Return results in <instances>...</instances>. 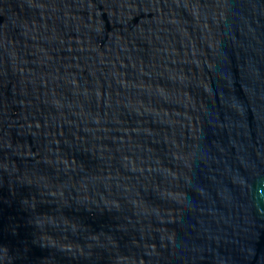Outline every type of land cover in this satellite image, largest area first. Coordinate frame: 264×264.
<instances>
[{
    "label": "water",
    "instance_id": "1",
    "mask_svg": "<svg viewBox=\"0 0 264 264\" xmlns=\"http://www.w3.org/2000/svg\"><path fill=\"white\" fill-rule=\"evenodd\" d=\"M0 264H264V0H0Z\"/></svg>",
    "mask_w": 264,
    "mask_h": 264
}]
</instances>
